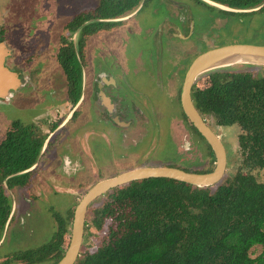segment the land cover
Returning a JSON list of instances; mask_svg holds the SVG:
<instances>
[{
  "label": "rangeland",
  "instance_id": "rangeland-1",
  "mask_svg": "<svg viewBox=\"0 0 264 264\" xmlns=\"http://www.w3.org/2000/svg\"><path fill=\"white\" fill-rule=\"evenodd\" d=\"M99 1L0 0V37L3 39L0 42L9 50L5 65L18 74L20 81V85L8 97L0 99V141L13 121L35 124L50 137V144L45 146L31 169L33 174L27 185L7 192L12 202V211L6 222L0 224V264H28L27 261L17 258L46 243L57 229L55 215L62 218L73 215L82 196L103 179L138 167L167 164L193 171H203L211 167V158L203 140L191 132L188 121L181 122L179 96L183 67L185 68L189 58L214 46L216 38L226 42L236 37L241 40L249 39L252 38L249 32L242 29L234 33L236 28L233 25L226 34L225 29L229 22L214 19L211 27L209 23L201 25L196 38L191 42L181 46L176 40L168 42L172 53H176L172 58V65L169 66L165 64V56L154 43L153 36L156 31L149 36L150 31L138 35L135 27L139 24L143 30L147 27L156 30L167 17L160 5L174 15L177 0H148L133 20L125 19L134 13L111 21L118 22L119 25L103 28L109 31L101 29L102 31L86 38L83 48L76 52V58L82 65L87 83L94 80L99 73L94 64L97 59L92 61V55H102L98 58L103 63L109 62L105 55L111 54L119 63L118 70H121L123 77L137 93L126 94L128 101L136 103L141 100L143 106L146 103V110H143L145 114L153 109L154 115H151L152 118L149 115V125L143 123L139 127L133 122V128L127 130L119 129L112 123H99L96 120L101 118V109L94 103L93 97L90 101L86 97L87 103L84 101L74 117L65 123L77 105H72L67 98V83L57 61V52L64 42H72L78 48L79 33H70L65 30L64 25L77 14L94 9ZM183 5L187 9L191 8L186 0ZM199 15L200 21L195 20L196 26L207 19L205 14L199 12ZM128 23L130 26L125 27ZM164 33L166 37H170L167 30ZM261 39L264 43V37ZM101 41H104L103 44ZM137 54L142 55L143 73L139 63L140 66L134 72L139 71L141 75L134 76ZM155 58L159 60L165 77L164 82L158 84L161 91L156 84L158 79L152 75L156 68ZM179 59L183 60L182 64H176ZM226 68L251 72L257 76L263 72L264 65L238 64ZM195 85L201 89L209 85L204 73L197 77ZM139 107L142 109L141 104ZM92 114L96 120H91ZM132 114L124 119H134ZM56 122L59 126L52 133L53 124ZM206 123L223 144L226 153L224 177H231L240 171L242 163L237 143L239 127L216 126L209 117L206 118ZM137 130L141 133H136ZM173 143L180 157L175 155ZM249 173L258 182H264V168L250 170ZM105 200V196L94 200L92 209L99 208ZM70 230L71 225L69 233L63 238V253L69 241ZM87 232L89 234L84 235L86 231L83 234V251H93V241L100 242L102 230L88 229ZM259 252L260 248L254 247L251 257Z\"/></svg>",
  "mask_w": 264,
  "mask_h": 264
},
{
  "label": "trees",
  "instance_id": "trees-1",
  "mask_svg": "<svg viewBox=\"0 0 264 264\" xmlns=\"http://www.w3.org/2000/svg\"><path fill=\"white\" fill-rule=\"evenodd\" d=\"M141 2L101 0L86 15L81 12L74 16L64 28L70 33L80 29L79 52L83 37L119 24L105 20L123 18ZM90 19L93 21L81 26ZM57 61L66 79L67 98L75 105L81 91V66L72 42L59 47ZM204 75L209 85L201 89L194 84L192 102L205 123L209 117L216 126L239 127L240 171L209 187L147 179L109 190L99 208L92 209L93 202L88 206L84 225V235L88 229L102 230L101 240L93 241V251H83L81 245L74 264H264V182L249 173L264 168V68L257 76L228 68ZM181 116L187 121L182 110ZM189 126L207 147L211 167L193 171L164 166L190 173L211 172L215 161L212 151ZM56 127L57 122L52 131ZM46 139L47 134L35 124L13 121L0 141V224L12 211L7 192L27 185L33 174L28 170L37 163ZM55 221L57 229L49 240L17 259L28 264H56L63 255L61 245L69 233L72 215H55ZM254 247L260 252L251 257Z\"/></svg>",
  "mask_w": 264,
  "mask_h": 264
},
{
  "label": "flooded vegetation",
  "instance_id": "flooded-vegetation-1",
  "mask_svg": "<svg viewBox=\"0 0 264 264\" xmlns=\"http://www.w3.org/2000/svg\"><path fill=\"white\" fill-rule=\"evenodd\" d=\"M100 1L98 2V4L100 3ZM143 1L144 0H142V2L136 8L135 11L129 14V15H132L134 13V15L125 20L132 19L141 11L144 5ZM186 1H188L191 4V8L187 9L183 5L185 0H177V5L175 7L174 15L167 12V9L164 6L160 5L162 8H164V11L166 12L167 17L164 19V21H162V23L157 27L156 30L148 29V27L143 30L142 26L139 24L135 27L138 35L143 32L144 34H146V32L148 33L150 31V33L148 34L149 36L156 31L153 36L154 43L157 47H159L158 51L165 56V64L169 66L172 65V61H173L172 58H174L176 55L175 51L174 53H172V49L168 47L169 41L176 40L178 41L177 43H179L178 44L179 46H181L183 43L191 42L192 39L196 38L197 33L199 32L198 31L199 27L203 24H208V23H209L208 25L210 26L214 19H224L227 21L226 23L229 22V24L227 25L225 29L226 34H228L227 31L231 30L230 29L231 26L234 25L236 28L234 30V33L237 30L243 29V31L249 32V35L252 38H249V39L243 38V40H241L240 38L236 37V38H232L230 41H227V42L224 39L218 40V38H216L217 42L214 46L202 50L200 53L196 54L192 58H189L188 61H186L185 63L186 66L185 68L183 67V71H184L183 79L193 59L197 57L199 54L209 49L219 48L222 46L232 45V44L264 45L261 39L262 37H264V0H186ZM199 12L202 15L205 14L207 19L205 20V22L201 20L203 23L198 24V26H196L195 20L198 19V21H200ZM82 13L86 15V12H82ZM129 15L125 16V18L128 17ZM91 21H93V19L85 21L81 26H84ZM237 23L239 25H236ZM117 25L119 24H116L113 27H116ZM128 26H130L129 23L127 24V26L125 24V27H128ZM103 30H106V29H103ZM164 30L165 31L167 30V33L170 34V37H166ZM76 31H78L79 33L80 29L78 28ZM106 31H109V30L107 29ZM93 35H95V33L90 36H93ZM88 37L89 36L87 35L83 37L80 43V48L83 46V44L86 43L85 40ZM103 42L104 41H101L100 43L103 44ZM77 49L78 48L74 47L75 53L77 52L76 51ZM168 50L170 52H168ZM177 54L180 55L181 53H177ZM93 55H92L93 57L92 61L97 59L95 60V63H94L95 66H97L95 70L99 71V73L97 74V77L94 80L93 79L89 80L86 83L84 80V72L82 69V65L80 64L81 66L80 97L77 103L75 104L77 105L76 108L71 112V115L67 118L65 123H67L74 117L73 116L74 112H77V110L83 105L84 101L85 103H87V101L85 100L86 97L88 98L89 101H90V98L93 97L94 103L97 106H99L101 109V114H100L101 118L99 120H96L94 118V115L92 114L91 120L95 119L97 122L99 123L102 122L104 124L112 123L115 127L119 129H127V130H131L133 128L132 127L134 125L133 122L135 123L136 126H139V127L143 126V123L144 125H147V124L149 125V115H150V118H152L151 115H154L153 109L151 108V110H149V114L147 113L145 114L143 111V110H146L145 108L146 103H144L145 101L143 102L144 106L142 103H140L141 100L139 99H137L139 100V102H136V103L134 101L133 102L128 101L129 99L126 98V94L132 93V92L135 94L137 93L135 92V90H133L132 86L130 85V83H128L127 79L123 77L121 70H118V68L120 67V66L118 67L119 65L118 61L116 62L113 59L114 57L111 54H109V55H105V59L107 58L109 62L102 63V61H100V58H98V57H102V55L99 54L98 57L95 55L96 56L95 58ZM141 59H142V55L137 54L135 57V62H134L135 68L133 72L135 71L136 67L140 66L141 64L142 69L140 71L141 73H143L144 64ZM155 62H156V68L154 69V72L152 73V75H154L158 79L156 84H157L158 89L161 91L162 88L158 84L160 82H164L165 77H163L164 74L162 72V68L159 66V60L155 58ZM115 63L116 64L118 63V64L116 65ZM182 63H183L182 59H179V61L176 62V64H182ZM111 69H114V70H111ZM111 71H112V74L110 73ZM138 72L139 71L134 72L135 74L134 76H138L140 74ZM158 73L160 74L159 76L157 75ZM100 74L102 76L98 77V75ZM146 74H148V72L145 73V75ZM179 101H180V96H179ZM88 104L90 108V103ZM139 104H141L142 109L139 107ZM129 114H132L134 119L128 118L125 120L124 118L127 117ZM141 115L143 118H141ZM183 121L185 120L182 118L181 122L183 123ZM58 126L59 125H57V127ZM56 128L54 130H56ZM191 132L194 133L192 129H191ZM136 133H141V132L137 130ZM49 143H50V137L47 136L45 144L41 150V154L43 153L45 146H47ZM174 145L175 144L173 143L174 153L176 156L180 157L179 153L175 151Z\"/></svg>",
  "mask_w": 264,
  "mask_h": 264
},
{
  "label": "water",
  "instance_id": "water-1",
  "mask_svg": "<svg viewBox=\"0 0 264 264\" xmlns=\"http://www.w3.org/2000/svg\"><path fill=\"white\" fill-rule=\"evenodd\" d=\"M115 20L117 19L105 21L111 22ZM8 55L9 50L3 42H0V99L8 97L10 92L20 85L18 74L9 70L5 65ZM234 57L264 59V45L232 44L209 49L193 59L185 73L181 86V110L187 121L210 147L215 160L213 170L208 173L198 174L169 166L138 167L95 183L75 206L69 241L61 259L56 264H74L76 262L83 241L87 208L94 200L103 196L109 190L134 181L147 179L173 180L200 188L216 185L222 180L226 167L225 149L219 138L207 126L204 119L195 109L191 99V88L199 75L221 68L226 61Z\"/></svg>",
  "mask_w": 264,
  "mask_h": 264
},
{
  "label": "bare ground",
  "instance_id": "bare-ground-1",
  "mask_svg": "<svg viewBox=\"0 0 264 264\" xmlns=\"http://www.w3.org/2000/svg\"><path fill=\"white\" fill-rule=\"evenodd\" d=\"M238 64H255V65H264V59L260 58H232L228 61H226L221 68H226V67H232Z\"/></svg>",
  "mask_w": 264,
  "mask_h": 264
}]
</instances>
